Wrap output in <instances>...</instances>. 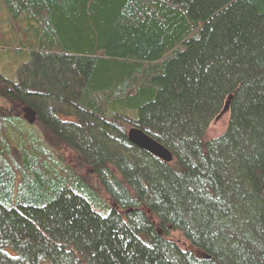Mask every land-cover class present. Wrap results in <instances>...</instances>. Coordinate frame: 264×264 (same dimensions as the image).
<instances>
[{"label":"trees","instance_id":"obj_1","mask_svg":"<svg viewBox=\"0 0 264 264\" xmlns=\"http://www.w3.org/2000/svg\"><path fill=\"white\" fill-rule=\"evenodd\" d=\"M0 264H264V0H0Z\"/></svg>","mask_w":264,"mask_h":264},{"label":"water","instance_id":"obj_2","mask_svg":"<svg viewBox=\"0 0 264 264\" xmlns=\"http://www.w3.org/2000/svg\"><path fill=\"white\" fill-rule=\"evenodd\" d=\"M226 106L227 103L225 107ZM23 116L29 123H31L35 114L29 108H26L23 110ZM127 137L130 142L151 153L152 155L165 161H169L171 159V154L165 147L147 136L140 129L136 127L129 128L127 131Z\"/></svg>","mask_w":264,"mask_h":264},{"label":"rangeland","instance_id":"obj_3","mask_svg":"<svg viewBox=\"0 0 264 264\" xmlns=\"http://www.w3.org/2000/svg\"><path fill=\"white\" fill-rule=\"evenodd\" d=\"M226 120H227L226 112H222L221 114H219L209 125L207 129V135L209 137H214L220 134L225 128ZM68 159L69 157L67 158V160Z\"/></svg>","mask_w":264,"mask_h":264}]
</instances>
